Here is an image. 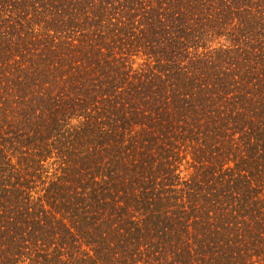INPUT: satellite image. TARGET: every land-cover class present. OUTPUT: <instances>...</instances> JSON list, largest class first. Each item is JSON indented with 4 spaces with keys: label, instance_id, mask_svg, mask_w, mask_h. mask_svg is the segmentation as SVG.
<instances>
[{
    "label": "trees",
    "instance_id": "trees-1",
    "mask_svg": "<svg viewBox=\"0 0 264 264\" xmlns=\"http://www.w3.org/2000/svg\"><path fill=\"white\" fill-rule=\"evenodd\" d=\"M0 264H264V0H0Z\"/></svg>",
    "mask_w": 264,
    "mask_h": 264
}]
</instances>
